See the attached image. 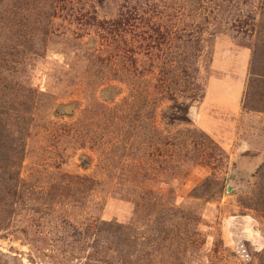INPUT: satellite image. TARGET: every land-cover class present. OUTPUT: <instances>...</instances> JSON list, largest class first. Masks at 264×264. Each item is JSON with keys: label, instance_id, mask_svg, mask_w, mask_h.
<instances>
[{"label": "rangeland", "instance_id": "rangeland-1", "mask_svg": "<svg viewBox=\"0 0 264 264\" xmlns=\"http://www.w3.org/2000/svg\"><path fill=\"white\" fill-rule=\"evenodd\" d=\"M0 88V264H260L264 0H0Z\"/></svg>", "mask_w": 264, "mask_h": 264}, {"label": "trees", "instance_id": "trees-1", "mask_svg": "<svg viewBox=\"0 0 264 264\" xmlns=\"http://www.w3.org/2000/svg\"><path fill=\"white\" fill-rule=\"evenodd\" d=\"M189 68V67H188ZM192 70V68H189ZM180 70V76L183 74L184 75V80L188 77V73L185 70V68H181ZM1 91V88H0ZM194 90H192L193 92ZM190 106H184V105H180L177 102H174L173 105L170 107V117L169 120L171 123H183V124H189L190 121L188 119V110H189ZM2 124L0 123V129H2ZM2 138H3V134L0 132ZM260 264H264V254L262 256H260Z\"/></svg>", "mask_w": 264, "mask_h": 264}]
</instances>
